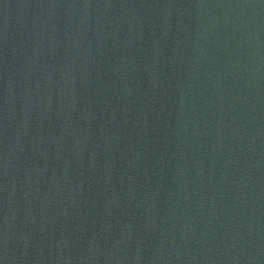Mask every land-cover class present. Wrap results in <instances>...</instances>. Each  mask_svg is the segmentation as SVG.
I'll return each mask as SVG.
<instances>
[{
	"label": "water",
	"instance_id": "95a60500",
	"mask_svg": "<svg viewBox=\"0 0 264 264\" xmlns=\"http://www.w3.org/2000/svg\"><path fill=\"white\" fill-rule=\"evenodd\" d=\"M0 264H264V0H0Z\"/></svg>",
	"mask_w": 264,
	"mask_h": 264
}]
</instances>
